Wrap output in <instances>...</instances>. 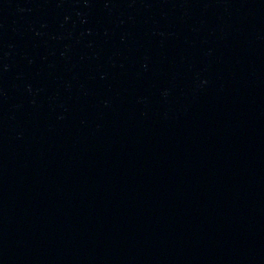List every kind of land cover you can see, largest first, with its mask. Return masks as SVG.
Wrapping results in <instances>:
<instances>
[{"label": "water", "instance_id": "water-1", "mask_svg": "<svg viewBox=\"0 0 264 264\" xmlns=\"http://www.w3.org/2000/svg\"><path fill=\"white\" fill-rule=\"evenodd\" d=\"M0 264H264V0H0Z\"/></svg>", "mask_w": 264, "mask_h": 264}]
</instances>
